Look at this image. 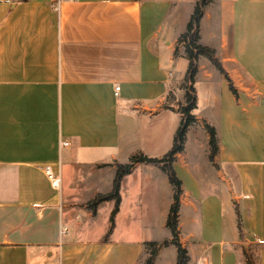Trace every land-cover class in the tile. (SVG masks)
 Instances as JSON below:
<instances>
[{"label":"crops","instance_id":"obj_1","mask_svg":"<svg viewBox=\"0 0 264 264\" xmlns=\"http://www.w3.org/2000/svg\"><path fill=\"white\" fill-rule=\"evenodd\" d=\"M196 3L0 0V264L141 263L147 235L136 224L121 226L137 218L124 214L123 191L140 164L122 182L108 238L115 201L93 213L67 209L78 204L71 174L78 164L102 161L112 172L110 192L117 168L111 162L142 148L139 136H159L158 118L181 117L168 109V94L188 70L186 54H176L183 33L177 27L188 25ZM200 37L217 51L239 95L222 80L210 123L221 140L214 161H184L185 149L174 162L188 210L186 232L179 229L188 264H247L242 250L256 248L264 264V0H211ZM47 165L62 178L60 190ZM159 168L171 205L174 189Z\"/></svg>","mask_w":264,"mask_h":264},{"label":"rangeland","instance_id":"obj_2","mask_svg":"<svg viewBox=\"0 0 264 264\" xmlns=\"http://www.w3.org/2000/svg\"><path fill=\"white\" fill-rule=\"evenodd\" d=\"M184 7L188 9L191 5L185 4ZM186 28L187 24L184 25L183 23L177 27V31L184 32ZM176 46L177 48H180L178 55L180 53L185 54V45L183 43L178 41ZM198 67L199 71L194 84L189 85L186 78H184L183 80L178 81L174 90L168 94V109L172 112L180 114L181 117L178 119L176 114L173 113V115H170L171 117H169L168 120H164L162 118L160 120L158 118V130L161 132L159 136H139L141 140L140 146L142 148L138 150H131L132 155L142 153L153 158L162 159L165 157L166 153L169 152L173 146L174 136L183 117L182 112L184 111V107L188 105L186 101V93L187 91L192 92V88H194L197 98V108L191 112V115L194 116L195 120L194 122L192 121L193 123H191V127L188 132L189 140L188 143L185 144L186 152L180 158L183 159L186 155L193 158V156L195 157L196 155L198 156L197 158L203 159L206 164L210 165L208 155L209 150L207 149L205 139V136L208 133L206 131L205 124L212 123L217 120L218 100L216 97L218 96L219 86L225 77L205 56H201L199 58ZM176 71L177 76L182 78V68L179 67ZM133 141L135 144L138 143V140H132L131 144H133ZM129 159V156L118 157L111 163L113 166H117L118 164H124L125 161L128 163ZM177 160H180L179 157ZM158 166L163 168L164 163L140 164L135 174L136 179L129 177V179L125 182L126 187H124L123 191L126 201L124 214L126 213L131 215L135 212L137 214V218L134 222L133 219H131V216L126 217L127 220L124 219L121 226L125 228L128 224H136L135 229L140 227V236H143L144 234L147 235V241L145 242L146 250L140 264H146L147 260L152 256V252L155 249H158V247L159 250H164L161 259L159 260V264L177 263V249L174 245L172 232L167 227V218L172 204H165L167 201L166 198L168 197L167 186L165 182L162 181L163 177L161 180L159 178L160 176H164V173ZM213 166L215 167V164ZM77 167L79 171L71 174L72 179L74 180L70 181V184H72L75 191L74 195L77 197L75 200L78 204L73 206L75 203L73 202V204H68L66 208L69 209L71 207H76L78 212L84 214L93 213L90 202L99 194L108 193L105 189V185L106 182H108L107 179H111L112 177L110 165H107L102 161L97 163L93 162L91 164L89 162H83L78 164ZM214 170L215 169H213V171ZM209 172H212V170H209ZM66 176L67 175H65V177ZM110 179L109 182L111 181ZM125 188L128 191L133 190L135 194L133 196L128 195L130 193H127L128 191ZM138 190H141V192L139 191V193H137ZM158 192H161L162 195L159 196ZM136 193H142L137 199L139 201L138 204L134 203ZM183 199L184 196H181V200ZM105 208L106 207L101 208L100 210V222L106 217ZM136 208L139 210L135 211L134 209ZM187 214L188 210H183L181 206L179 229L180 225L183 224L182 228L184 233L186 232L187 227ZM181 233L182 231H179V239L183 244V242L186 243V237L185 235H181ZM134 238H138L137 235L131 236L129 239ZM150 242H155L156 244H149ZM170 244H173V246ZM242 253L246 258H249L250 256L251 258L253 257L255 262L258 264V248L254 250V253L250 252V250L248 253H245V251L242 250ZM153 264H158V254L155 255Z\"/></svg>","mask_w":264,"mask_h":264},{"label":"trees","instance_id":"obj_3","mask_svg":"<svg viewBox=\"0 0 264 264\" xmlns=\"http://www.w3.org/2000/svg\"><path fill=\"white\" fill-rule=\"evenodd\" d=\"M28 1V0H22ZM196 6L194 12L191 15V18L188 22L185 32H183L179 37V42L185 45V54L189 61L188 70L186 73V81L189 85H192L196 82V77L199 71L198 60L201 56L207 57L212 64L217 68V70L223 74L226 80L229 83L231 91L238 96V90L234 86L232 79L229 74L226 72L220 58L217 55V51L209 46L203 45L200 42V25L202 18L205 14V7L211 0H196ZM179 53V48H176V54ZM186 101L188 105L184 107L183 117L181 124L178 127L176 134L173 140V146L169 152L166 153L165 157L162 159L149 157L148 155L138 153L130 156L129 162L124 164H118L116 168L115 178L113 181L112 190L106 194H99L91 202V208L94 212L97 211L98 206L104 201H115L114 209L110 215V228L106 234L108 238L112 231L115 228V218L119 212L122 197H121V188L122 182L127 175L133 173L137 165L143 163H164L163 170L167 173L170 184L174 189L173 193V202L170 207V211L167 218V227L171 230L174 245L177 249V264H188L190 260V255L188 250L184 247L182 242L179 239V216L181 209V196L183 194V181L178 176L175 168L174 162L177 160V155L182 154L185 151V144L188 140V132L191 127V123L194 122L195 118L191 115V112L197 108V98L195 95L194 88L192 92L187 91ZM188 115V116H187ZM187 116V117H186ZM193 121V122H192ZM206 131L209 135V147H210V160L214 161L215 157L218 155L220 150V136L218 129L210 124H205ZM241 225V214L238 212ZM149 244L155 245V242H150ZM159 244V243H158ZM161 250V249H160ZM159 247L152 252V256L147 260L146 264H153L155 255L159 254ZM247 264H257L253 257L247 258ZM260 264V262H258Z\"/></svg>","mask_w":264,"mask_h":264},{"label":"built area","instance_id":"obj_4","mask_svg":"<svg viewBox=\"0 0 264 264\" xmlns=\"http://www.w3.org/2000/svg\"><path fill=\"white\" fill-rule=\"evenodd\" d=\"M57 2H60L61 0H54ZM120 90H121V86H116V91H115V95L116 97L119 96L120 94ZM45 174L48 177V179L50 180L52 186L56 189V190H60L61 186H62V178L55 173L54 169L47 165L45 168ZM68 229L65 228L62 233H65Z\"/></svg>","mask_w":264,"mask_h":264}]
</instances>
